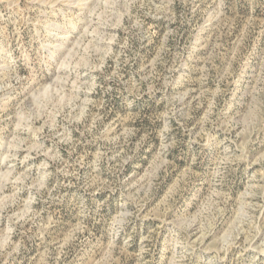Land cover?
Instances as JSON below:
<instances>
[{"label": "rangeland", "instance_id": "rangeland-1", "mask_svg": "<svg viewBox=\"0 0 264 264\" xmlns=\"http://www.w3.org/2000/svg\"><path fill=\"white\" fill-rule=\"evenodd\" d=\"M0 264H264V0H0Z\"/></svg>", "mask_w": 264, "mask_h": 264}]
</instances>
